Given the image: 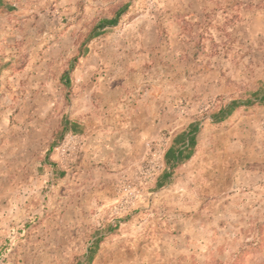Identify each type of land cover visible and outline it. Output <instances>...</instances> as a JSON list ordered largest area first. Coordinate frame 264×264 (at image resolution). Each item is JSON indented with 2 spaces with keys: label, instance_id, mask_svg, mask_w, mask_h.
Listing matches in <instances>:
<instances>
[{
  "label": "rangeland",
  "instance_id": "rangeland-1",
  "mask_svg": "<svg viewBox=\"0 0 264 264\" xmlns=\"http://www.w3.org/2000/svg\"><path fill=\"white\" fill-rule=\"evenodd\" d=\"M259 90L264 0H0V264H264Z\"/></svg>",
  "mask_w": 264,
  "mask_h": 264
},
{
  "label": "trees",
  "instance_id": "trees-1",
  "mask_svg": "<svg viewBox=\"0 0 264 264\" xmlns=\"http://www.w3.org/2000/svg\"><path fill=\"white\" fill-rule=\"evenodd\" d=\"M123 12H119L115 18L109 20H101L93 31V35L99 36L101 33L109 28H115L118 25V19L123 15ZM74 62L69 64V68L64 72L62 80L68 82V76L74 70ZM264 106V90H259L251 94V96L242 101V100H233L230 103H227L226 106L219 109L217 113L211 115L210 119L213 124L222 125L226 123L234 113L243 109L244 112H250L256 107ZM66 126L71 125L73 129L77 128L76 123H69L66 121ZM199 132V126L197 123L189 125L188 129L179 135H177L173 141V145L169 147L167 152L164 155V161L166 165L175 170L177 167L182 165L185 161L189 160L195 150L196 146V136ZM168 173L163 174V178H168ZM163 185L160 183L159 187Z\"/></svg>",
  "mask_w": 264,
  "mask_h": 264
}]
</instances>
